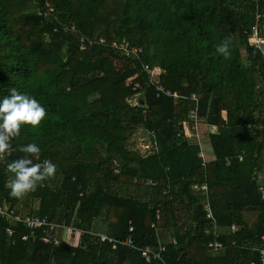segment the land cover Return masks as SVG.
<instances>
[{"label": "trees", "instance_id": "16d2710c", "mask_svg": "<svg viewBox=\"0 0 264 264\" xmlns=\"http://www.w3.org/2000/svg\"><path fill=\"white\" fill-rule=\"evenodd\" d=\"M254 27L264 40V0H0V97L15 88L46 109L41 125L22 126L10 153L0 155V205L86 231L75 243L53 247L23 241L30 231L0 218V264L258 262L264 43H251ZM115 42L141 52L128 56ZM220 42L227 57L215 50ZM155 68L158 85L174 96L156 90L148 71ZM134 76L139 90L129 84ZM196 106L200 121L216 130L209 134L210 162L189 119ZM187 124L191 133L184 136ZM140 130L152 143L146 156L127 147ZM30 142L56 173L13 198L6 164ZM204 184L225 245L217 254L208 250L214 236L206 233L213 222L205 197L193 191ZM120 186L138 195H120ZM101 216L106 236L131 237L136 248L102 242L91 230ZM158 230L176 244L166 243L161 260L148 263L140 249L160 247Z\"/></svg>", "mask_w": 264, "mask_h": 264}, {"label": "built area", "instance_id": "2783aa9c", "mask_svg": "<svg viewBox=\"0 0 264 264\" xmlns=\"http://www.w3.org/2000/svg\"><path fill=\"white\" fill-rule=\"evenodd\" d=\"M51 12H53V9H50ZM50 11H45V18L46 19H50L51 18V12ZM257 27H254L253 29V35L256 38L258 36V29H256ZM72 29H74V27H72ZM258 38V37H257ZM263 40V39H262ZM264 42V40H263ZM256 44V43H255ZM257 46H260V44H256ZM115 49H120L124 52V54L126 55H130V54H134V56H137L139 52H141L140 49H137L135 47L129 49L127 44H118L117 42H115L112 46ZM147 68V67H146ZM148 71L151 74V79L150 81L152 83L157 84V91L163 94H166L167 96H174L172 94L171 91H167L163 86L158 85L159 84V74L160 71H158L155 74V77H153V73L152 70L148 69ZM136 77L134 76L132 78L129 79V84L134 86V90H139L141 88L140 83L136 82ZM196 96H193L192 99L196 100ZM138 102V100H136L132 105H136ZM198 106H196L195 111L193 113H191L189 115V119L193 121V126H192V130H194L196 132V135L198 137V130H199V126H200V119H199V115H198ZM182 133L184 134V136L190 135L191 133V128H189V124L184 126V129L182 131ZM147 145V144H146ZM144 144V148L145 149H150L152 148V143L150 142V144H148V146H146ZM201 156L204 158L203 153L201 154ZM120 169L118 167V163L115 162V173H119ZM262 180V185L260 187V190L262 192L263 198H264V178L263 177H259ZM193 191L198 192L200 194H202V196L205 197V201H204V210L206 212V216L208 219H210L213 223V226L211 227V229H208L206 231L207 234H212L214 236V240L211 241L208 244V250L213 253V254H217L219 253L221 250H223L225 248V245L220 242L218 240L219 236H220V232H219V225L216 223V220L214 218L213 212H212V208H211V204L209 201V197H208V186L207 184L204 185H195L193 186ZM0 218L2 219H6L8 220L12 225H23L24 227H26L30 233L28 235H24L22 237L23 241H28L31 240L33 242H38V241H42L45 244L51 245L53 247H57L59 246L63 241L65 240H72V239H77L80 236H82L84 233H86V231H82L78 228L75 227H68L65 225H59L56 223H52L49 222L47 218L41 217L39 214H25L22 212H19L16 208H13L9 205H0ZM159 218V216H158ZM239 228L236 225H232L231 230L233 232L237 231ZM40 230V233H38V231ZM132 231V229H131ZM7 233L9 236H13V230L12 229H8ZM97 237L100 238V240L103 241H109L110 243H113L114 246L113 248H116V246L121 243L124 245H127L129 247L132 248H136L133 244L132 238H127L124 242L118 241V240H114L108 236H106L105 234H95ZM173 244H176V240L174 238H172L171 241ZM254 250L258 253V262H252V264H264V232L262 233V235L260 236V239L256 245V247L254 248ZM142 257L146 260V262L151 263L152 261L155 260H161L162 258V253L164 251H166V244L164 243H160V247L159 248H153V247H145L143 249H140Z\"/></svg>", "mask_w": 264, "mask_h": 264}, {"label": "clouds", "instance_id": "9594fccd", "mask_svg": "<svg viewBox=\"0 0 264 264\" xmlns=\"http://www.w3.org/2000/svg\"><path fill=\"white\" fill-rule=\"evenodd\" d=\"M215 50L225 57L229 54L228 45L224 42L218 43ZM45 118V107L33 96L13 88L10 95L0 97V155L10 153V141L19 134L22 126L36 128ZM19 151L24 155L6 164L12 174L6 187L8 195L13 198H22L56 173V165L52 161L37 159L41 148L36 142L20 145Z\"/></svg>", "mask_w": 264, "mask_h": 264}, {"label": "rangeland", "instance_id": "374dc122", "mask_svg": "<svg viewBox=\"0 0 264 264\" xmlns=\"http://www.w3.org/2000/svg\"><path fill=\"white\" fill-rule=\"evenodd\" d=\"M258 37V38H257ZM256 38L254 37V35L251 36V43H256V44H260L262 45L264 42L262 40L261 37H259V34ZM118 63V67L119 66H122L123 63H120L119 61L116 62ZM158 71H160L159 68H155L152 70V73H153V77H155V75H158V74H155L157 73ZM157 78V77H155ZM205 120H201L200 121V124L203 125V127H200L199 126V130H198V141L201 145V149L203 148L205 150V152L207 151L208 154L210 155V158L211 159H215V155H214V152H213V149H212V146H211V142L209 140V134L211 132H215L216 130L215 129H212L210 128L206 122H204ZM202 133L200 135V133ZM151 142V139H150V136L146 133H144L143 131H139L137 132L132 138L131 140L128 141L127 143V147L130 149V150H133V151H139L140 154L142 155H148L150 153H152V148L150 149H145L144 148V144L146 146H148V144H150ZM261 177L264 178V174L261 175ZM117 193L120 194V195H124V196H131V195H138V194H135V193H138L133 187H117L116 189ZM143 192V191H142ZM38 207V203L34 202L32 204V208H35L37 209ZM91 230L93 233L95 234H106L107 233V224L104 222V219H103V216H101V218H98L97 220H95L92 224V227H91ZM164 231H161L159 235L162 236ZM79 240V238L77 239H72L70 240L71 242L75 243Z\"/></svg>", "mask_w": 264, "mask_h": 264}, {"label": "crops", "instance_id": "0c3cea01", "mask_svg": "<svg viewBox=\"0 0 264 264\" xmlns=\"http://www.w3.org/2000/svg\"><path fill=\"white\" fill-rule=\"evenodd\" d=\"M200 127H203V125L200 124ZM212 129H215V128L213 127ZM199 133H200V132H199ZM201 134H202V133H200V135H201ZM202 153H203V155H204V158H205V161H206V162H210V161L214 160V158H213V159L210 158V155L208 154V152H207V151L205 152V150H204L203 148H202ZM161 231H164L163 234H162V236L159 235ZM158 238H159V242H160V243H164V244H166V243H170V242L172 241V238H173V237H172L171 234H170L169 232H167L166 230H158Z\"/></svg>", "mask_w": 264, "mask_h": 264}]
</instances>
